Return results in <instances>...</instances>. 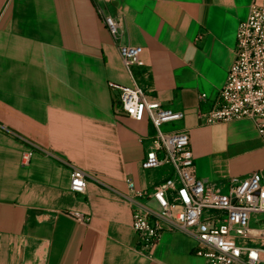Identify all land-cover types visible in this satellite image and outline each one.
<instances>
[{"label":"crops","instance_id":"obj_1","mask_svg":"<svg viewBox=\"0 0 264 264\" xmlns=\"http://www.w3.org/2000/svg\"><path fill=\"white\" fill-rule=\"evenodd\" d=\"M253 3L0 0V264H206L196 240L165 221L151 255L138 251L128 181L144 191L166 175L143 169L155 128L129 118L110 85L133 86L119 46L142 47L148 74H136L150 102L184 114L166 130L190 133L197 176L226 192L264 171L252 120L206 118ZM105 17L121 26L117 42ZM28 144L51 156L37 152L22 167ZM66 163L91 177L86 194L70 190Z\"/></svg>","mask_w":264,"mask_h":264},{"label":"built area","instance_id":"obj_2","mask_svg":"<svg viewBox=\"0 0 264 264\" xmlns=\"http://www.w3.org/2000/svg\"><path fill=\"white\" fill-rule=\"evenodd\" d=\"M105 24L117 42L120 24L112 17H105ZM119 52L133 86H110L119 92L121 108L129 118L148 120L156 131L148 137L150 146L143 169H167L163 180L144 191L136 190L134 182L128 181L130 194L126 199L133 209L138 251L151 255L162 238L165 221L167 229L196 240V255L206 264H264V171L232 179L226 192L200 179L190 133L162 130L183 121L184 114L150 102L146 86L136 74H148L141 60L143 48L120 45ZM234 56L227 82L214 109L206 115L207 125L250 119L264 137V0H254L249 18L240 23ZM37 152L51 156L28 144L22 154V167L30 166ZM66 164L71 168L70 190L86 194L91 177L75 165ZM150 201H155L160 211L150 207ZM74 217L82 223L89 221L82 214Z\"/></svg>","mask_w":264,"mask_h":264},{"label":"rangeland","instance_id":"obj_3","mask_svg":"<svg viewBox=\"0 0 264 264\" xmlns=\"http://www.w3.org/2000/svg\"><path fill=\"white\" fill-rule=\"evenodd\" d=\"M162 130L165 131V132H167L166 127H163ZM151 172H156L157 173L156 174L157 176H165L166 173H167V169L155 170V171H151ZM253 225H256V224L253 223Z\"/></svg>","mask_w":264,"mask_h":264}]
</instances>
